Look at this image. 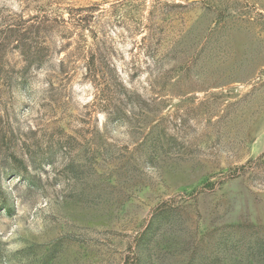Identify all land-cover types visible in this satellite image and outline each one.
Here are the masks:
<instances>
[{"label":"rangeland","instance_id":"obj_1","mask_svg":"<svg viewBox=\"0 0 264 264\" xmlns=\"http://www.w3.org/2000/svg\"><path fill=\"white\" fill-rule=\"evenodd\" d=\"M0 264H264V0H0Z\"/></svg>","mask_w":264,"mask_h":264}]
</instances>
